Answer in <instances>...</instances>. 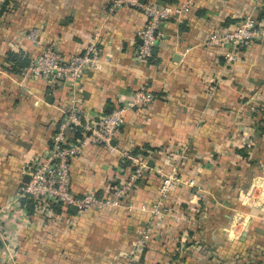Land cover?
I'll return each instance as SVG.
<instances>
[{"label":"crops","instance_id":"obj_1","mask_svg":"<svg viewBox=\"0 0 264 264\" xmlns=\"http://www.w3.org/2000/svg\"><path fill=\"white\" fill-rule=\"evenodd\" d=\"M111 2L0 0V209L8 210L6 222L18 238L14 259L0 264H264V134L257 126L264 117V42L243 46L232 64L222 47L203 45L210 33L233 27L253 0H194L189 13L160 24L146 60L135 55L145 12L111 10ZM33 28L39 29L35 43L28 39ZM95 31L109 61L86 70L77 91L71 82L50 84L9 68L10 51L31 57L54 42L71 55ZM141 89L155 98L126 111L115 148L88 144L70 170L73 195L102 196L124 178L125 153L149 156V169L127 200L133 209L80 214L59 205L37 216L18 205L64 110L76 105L83 115H102ZM184 147L191 160L179 172L193 173L202 196L175 187L169 196L174 214L154 219L157 170L170 171L171 154ZM141 229L148 237L137 256Z\"/></svg>","mask_w":264,"mask_h":264},{"label":"built area","instance_id":"obj_2","mask_svg":"<svg viewBox=\"0 0 264 264\" xmlns=\"http://www.w3.org/2000/svg\"><path fill=\"white\" fill-rule=\"evenodd\" d=\"M193 5L194 0H183L176 4L162 3L159 0H112L110 8L114 10L122 6H130L141 8L145 12L146 21L137 31L140 43L135 55L139 60H146L152 56L157 44L160 24L189 13ZM262 11H264V0H253L250 11L233 27L210 33L203 45L209 48L222 47L225 62L234 63L243 46L252 42H264V16L260 18ZM99 33L95 31L94 37L84 49L71 55H63L56 49L55 43L50 42L39 54L30 57L29 65L23 73L41 76L50 84L71 82L73 90L77 91L78 82L86 70H99L103 61H109L100 54ZM38 35L39 29L33 28L28 33V39L35 43ZM154 98L155 94L152 91L141 89L135 91L122 105L102 115H83L76 105L64 110L58 128L52 135L48 151L34 162L28 172L29 180L20 189L18 205L22 207L20 202L22 198L33 199L37 203L34 213L37 216L53 213V205H62L65 211L75 205L80 214L90 210L104 211L120 206L133 209L134 205L127 203V200L149 169V156L125 153L129 165L125 167L124 178L119 186L108 188L102 196L93 192L82 196L73 195L71 164L82 148L88 144L102 145L108 150H113L115 148L113 141L124 123L126 111L136 105L150 103ZM171 155L175 157L171 170L164 171L162 168L157 170L161 177L160 185L156 201L150 208L151 216L160 221L174 214L169 196L175 187L197 189L198 195L202 196L201 185L193 173L184 175L179 172L180 164L191 160L188 148L184 147L179 153ZM168 158L171 159L170 155ZM8 214L7 209H0V263L12 261L18 248L17 235L6 222ZM237 235L239 236L240 233ZM147 237L146 230L138 231L134 255L138 256L144 251Z\"/></svg>","mask_w":264,"mask_h":264},{"label":"trees","instance_id":"obj_3","mask_svg":"<svg viewBox=\"0 0 264 264\" xmlns=\"http://www.w3.org/2000/svg\"><path fill=\"white\" fill-rule=\"evenodd\" d=\"M160 2L162 3H169V4H176L178 3L177 0H160ZM263 15H260V18H262ZM9 65V68L11 70H13L16 73H20L23 72L27 66L29 65V61H30V57L24 53V52H8L7 53V59ZM264 111V109H263ZM257 126H258V131L260 134H264V117L260 118L257 121ZM77 136H79L78 134H76ZM76 136V137H77ZM125 167L129 165V161H125L124 162ZM127 168V167H126ZM21 202V206L24 207L28 212L34 214L36 207H37V203L35 201H33V199L30 198H22L20 200ZM53 209L55 210H59V205H53ZM69 211V210H68Z\"/></svg>","mask_w":264,"mask_h":264},{"label":"water","instance_id":"obj_4","mask_svg":"<svg viewBox=\"0 0 264 264\" xmlns=\"http://www.w3.org/2000/svg\"><path fill=\"white\" fill-rule=\"evenodd\" d=\"M113 142H114V141H113ZM149 162H151V161H149ZM72 210H75V211H76V210H77V206H75V205L72 206Z\"/></svg>","mask_w":264,"mask_h":264}]
</instances>
